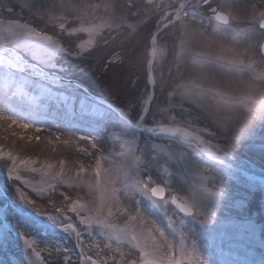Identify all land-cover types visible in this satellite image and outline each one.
<instances>
[{"label": "snow or ice", "instance_id": "6c2138e0", "mask_svg": "<svg viewBox=\"0 0 264 264\" xmlns=\"http://www.w3.org/2000/svg\"><path fill=\"white\" fill-rule=\"evenodd\" d=\"M19 3L46 27L51 24L52 34L31 20L11 18L15 14L12 0H0V95L5 101H21L0 106V120L9 121V128L34 129L29 144L41 142L54 155L25 157L9 145H0V161L12 182L13 199L59 229L67 240L42 246L21 232L27 264H182L172 255L177 212L170 206L191 217L199 212L198 200L189 202L174 194L172 172L159 159L161 155L173 159L175 154L170 145L153 141L180 142L218 162L222 157L217 153H228L206 137L239 140L247 131L236 139L222 137L213 125L199 126L203 117L191 106L176 102L163 75L172 39L169 33L190 17L213 31L231 26V37L245 49V55L227 58L233 64L256 68L258 62H264V0H259V7L251 4L243 9L237 0H114L103 5L108 19L101 18L99 23L95 17L88 22L85 8L100 5H77L72 0ZM153 18L156 23L151 27ZM144 28L146 79L141 83L139 77L130 76L123 99L111 88L109 93L115 99L98 98L75 82V71L84 66L107 74L123 64L129 57L128 46L142 36ZM258 75L264 76V71ZM49 103L62 105L81 123L68 127L53 120L56 133L36 126L37 118L47 120ZM25 115L33 117L32 121L24 122ZM104 140L112 141L119 148L118 155L129 161L127 169L121 170L119 187L102 169V161L110 158L105 155ZM44 151L41 149V155ZM154 170L162 171L164 178H155ZM29 192L44 203H38ZM204 193L214 198L219 190L206 187ZM3 195L6 191L0 192ZM145 201L148 208L143 206ZM150 210L163 213L167 223L149 219ZM180 240H184L183 233Z\"/></svg>", "mask_w": 264, "mask_h": 264}, {"label": "rangeland", "instance_id": "374dc122", "mask_svg": "<svg viewBox=\"0 0 264 264\" xmlns=\"http://www.w3.org/2000/svg\"><path fill=\"white\" fill-rule=\"evenodd\" d=\"M12 2L15 5V14L11 18H19L22 21L31 20L34 26L52 34L51 24L46 27L44 21L32 17L27 10L20 7L19 0H12ZM38 2L47 4L50 0H38ZM72 2L77 5H100L95 9L85 8L88 13V22L91 23L92 17H95V22L99 23L101 18L108 19L103 5L114 0H72ZM237 3L241 9L251 4L260 6L259 0H237ZM155 23L156 20L153 18L151 27H154ZM57 34L59 35L58 31ZM145 36H147V28L142 29V36L128 46L129 57H126L123 64L114 67L107 74L96 71L94 67L89 69L84 66L75 71V82L81 83L98 98H108L111 88L123 99L127 95L126 85L130 76L134 80L139 77L141 83L146 79L143 39ZM99 51L103 52V48ZM129 59L132 63L128 62ZM165 59L163 75L167 77L170 73V56L167 55ZM61 63L64 62L61 61ZM65 67H67L66 63ZM156 76L159 80L160 73L157 72ZM104 93H107V96H104ZM109 99L115 98L110 95ZM20 102L19 98L5 101L0 95V106L7 107L8 103ZM193 111L197 112L194 108ZM7 114L6 112L5 115ZM32 119L33 117L27 115L23 117L24 122H30ZM53 120L68 127L81 123L78 116L70 115L62 105L57 106L54 103L48 105L47 120L37 118L35 122L36 126L56 133L57 129L52 123ZM9 123V121L0 120V145H9L25 157L35 158L37 155H40L41 159L53 157L54 154L47 152V145L35 140L29 144L28 137L35 135L34 129L25 130L18 125H12L9 128ZM198 123L201 127L207 125L211 128V124L203 118ZM60 131L63 132L64 128L62 127ZM41 135L47 136V133L42 132ZM206 138L213 146H223L228 153L226 156L248 162L257 167L259 172L264 171V121L253 125L239 140ZM153 142L170 145L175 154L173 159L163 155L159 159V164L167 166L172 172L170 179L174 194L189 202L198 200L199 212L191 217H185L182 213H178L174 206H170L177 212L173 216L177 230L173 257L182 261V264H188L189 260H192L194 264H264V184L257 179L260 174L249 166L243 168L229 163L217 164L207 159L202 152L194 151L180 142L165 138ZM101 143L104 145L105 155L110 157L102 161V169L117 181L116 186L119 187V182L123 178L121 170L127 169L129 161L118 155L119 148L114 146L112 141L104 140ZM37 144H39L38 148ZM140 146L143 147V139ZM41 149L45 150L43 155H41ZM217 154L225 156L223 152ZM52 162H55V159H52ZM129 174H132L131 171ZM153 174L157 179L164 178L162 171L157 173L154 170ZM101 179L103 182L105 179L103 175ZM213 186L219 190V195L214 198L205 196L204 189L206 187L212 189ZM5 191L6 195L0 196V264H27L21 232L35 238L42 246L54 242H67L59 229L13 199L12 182L7 180L6 169L0 161V192ZM29 194L38 203H44L34 193L29 192ZM99 196L100 192H97V201ZM143 206L148 208V202L145 201ZM45 211H51V208L45 207ZM212 213L214 216L211 221L204 222ZM168 215L172 216L173 212L169 211ZM149 219L156 220L158 224L167 223L163 213L156 210H150ZM180 233H183V242L180 240Z\"/></svg>", "mask_w": 264, "mask_h": 264}, {"label": "clouds", "instance_id": "9594fccd", "mask_svg": "<svg viewBox=\"0 0 264 264\" xmlns=\"http://www.w3.org/2000/svg\"><path fill=\"white\" fill-rule=\"evenodd\" d=\"M230 27L213 31L191 17L173 27L170 73L164 80L177 103L196 109L220 136L236 139L264 121V76L258 75L264 62L248 68L229 61L230 54L245 55Z\"/></svg>", "mask_w": 264, "mask_h": 264}, {"label": "water", "instance_id": "95a60500", "mask_svg": "<svg viewBox=\"0 0 264 264\" xmlns=\"http://www.w3.org/2000/svg\"><path fill=\"white\" fill-rule=\"evenodd\" d=\"M204 154V153H203ZM208 159H210V160H213L210 156H208L207 154H204ZM221 157H222V161H218V163H221V162H223V163H229V164H232V165H235V166H240V167H243L244 168V166H249L250 168H252L254 171H256V172H258V173H261V174H264V171L263 172H259L260 170L257 168V167H255L254 165H252V164H250V163H248V162H245V161H238V160H234V159H232L231 157H228V156H222V155H220ZM214 161V160H213ZM214 162H216V161H214Z\"/></svg>", "mask_w": 264, "mask_h": 264}, {"label": "trees", "instance_id": "16d2710c", "mask_svg": "<svg viewBox=\"0 0 264 264\" xmlns=\"http://www.w3.org/2000/svg\"><path fill=\"white\" fill-rule=\"evenodd\" d=\"M104 96H107V93H104ZM110 98V94H108V99Z\"/></svg>", "mask_w": 264, "mask_h": 264}, {"label": "bare ground", "instance_id": "6f19581e", "mask_svg": "<svg viewBox=\"0 0 264 264\" xmlns=\"http://www.w3.org/2000/svg\"><path fill=\"white\" fill-rule=\"evenodd\" d=\"M205 147H207V146L205 145Z\"/></svg>", "mask_w": 264, "mask_h": 264}]
</instances>
